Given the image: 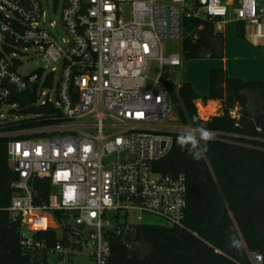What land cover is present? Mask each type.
<instances>
[{
  "label": "built area",
  "instance_id": "obj_1",
  "mask_svg": "<svg viewBox=\"0 0 264 264\" xmlns=\"http://www.w3.org/2000/svg\"><path fill=\"white\" fill-rule=\"evenodd\" d=\"M185 19L211 23L217 33L232 20L264 29V0H63L64 39L46 27L41 0H0V111L17 109L14 93L35 89L38 105L57 110L48 123L6 134L16 175L8 211L32 233L21 239L31 263L71 264L88 248L94 264H107L114 235L129 246L127 236L145 215L185 227L186 178L155 169L172 152L174 135L187 134L170 126L168 69L183 61L166 45L183 41ZM34 48L53 67L24 76L20 69ZM151 62L159 67L154 78ZM49 75L53 87L46 86ZM198 103L207 106L197 101L198 112ZM44 177L51 195L36 205L34 183ZM57 212L74 236L68 246L48 248L35 234L55 230L62 240ZM252 262L263 264V257L255 253Z\"/></svg>",
  "mask_w": 264,
  "mask_h": 264
},
{
  "label": "trees",
  "instance_id": "obj_2",
  "mask_svg": "<svg viewBox=\"0 0 264 264\" xmlns=\"http://www.w3.org/2000/svg\"><path fill=\"white\" fill-rule=\"evenodd\" d=\"M238 37L246 38L243 23L238 25ZM256 50L264 58V52ZM182 54L185 62L223 58V33H217L211 23L185 19ZM53 84L54 77L49 75L46 86ZM167 88L181 124L193 130L207 128L217 138L207 143L203 158L195 161L177 143L186 134L177 133L172 152L155 165L158 173L186 178L185 227H169L165 223L135 225L127 236L129 246L122 237L114 235L107 264H253L250 255L255 253L263 257L264 264V82L229 78L223 70L213 69L208 96L199 97L187 81L179 87L169 81ZM247 92L256 99L257 109L254 114L246 110L234 118L231 113L238 103L247 107ZM200 99L205 105L210 101L226 102L223 114L211 120L201 119L196 106ZM38 100L36 89L14 93L10 104L17 105V109L10 113L19 119L0 124V264H40L31 263L21 244V223L13 222L8 211L16 175L8 163L11 138L6 136L48 123L56 116L52 104L38 105ZM34 190L36 205L48 203L49 178L37 179ZM55 219L63 233L62 240L55 230L35 235L46 239L48 248L59 241L70 245L68 239L74 236L73 232L60 213H55ZM136 242L147 244L149 253L141 257L131 247Z\"/></svg>",
  "mask_w": 264,
  "mask_h": 264
},
{
  "label": "rangeland",
  "instance_id": "obj_3",
  "mask_svg": "<svg viewBox=\"0 0 264 264\" xmlns=\"http://www.w3.org/2000/svg\"><path fill=\"white\" fill-rule=\"evenodd\" d=\"M44 10L47 13V28L51 31H58L61 39H64L66 37V34L63 31V28L60 24V18H61V5L63 3V0H57L60 2V7H58V9L56 11L53 10V3L55 0H41ZM56 23V29L51 28V26L49 25V23ZM261 29L263 28L262 26L260 27ZM167 48L170 52H174V53H178L180 55H182V61H183V66L181 68H174V69H168L169 72L168 74L172 77L173 82L175 83V85L177 87L181 86L184 81H186V68L185 66L190 62V63H194L193 65V69H192V74L193 76H199L200 74H202L204 68L207 66L208 63L212 62V61H216L213 58H202V59H195V60H191L188 62H185L184 56L182 54V41H178V42H169L166 44ZM261 46H263V44H261ZM255 51H258L255 49ZM30 55L29 57L25 60L23 67L20 69V72L22 75L26 76V75H30L32 73L38 72L39 70H45L46 72H50L51 68L53 67V65L48 66V64L46 63L45 59H44V55L40 53V50L37 48L31 49L29 51ZM259 54V52H258ZM260 55V54H259ZM260 57L263 58L262 55H260ZM158 64L156 62H151L150 65V76L152 78L156 77L157 73H158ZM210 72V71H209ZM55 88V87H54ZM46 93H50L51 95H54L55 91L53 90H49L48 88L45 89ZM247 94V98H248V105L247 107L244 109L239 103L235 106V108L232 110V113H234L236 115V117H238L239 115H242L244 113V111L248 110L250 113L254 114V111L257 109V103H256V99H254V97L250 94V93H246ZM199 97H202L199 95ZM226 102H209L207 104L206 107H203L202 105H200V103H198V107H199V116L204 119V120H211L214 117H218L221 116L223 114V110L225 107ZM10 107L6 106L4 107V109L2 111H0V119L1 120H11V119H19L16 118L14 115H12L10 113ZM202 110H205L206 114L202 113ZM1 115H3L4 117L2 118ZM170 126H173L176 130H181L183 129V132L185 133H189L190 131H192L193 129H191L190 127H186L184 125L181 124L177 114L175 113L174 119L170 122ZM187 129V131H186ZM213 138H216V136L213 134ZM113 160V158L110 159V161ZM142 224H147V225H162L163 221L155 216H150V215H145L144 219L142 221ZM22 233L26 236H32V233L29 231V228H24ZM60 234V232H59ZM132 249H135L139 252V254L141 255V257H144L145 255H147L150 251V247L145 244V243H134L133 245H131ZM91 252V249L85 248L83 250V253L85 254H89ZM250 257L252 258V254L250 255Z\"/></svg>",
  "mask_w": 264,
  "mask_h": 264
},
{
  "label": "crops",
  "instance_id": "obj_4",
  "mask_svg": "<svg viewBox=\"0 0 264 264\" xmlns=\"http://www.w3.org/2000/svg\"><path fill=\"white\" fill-rule=\"evenodd\" d=\"M232 20L226 24L223 32L224 55L207 64L202 74L193 76L194 63H188L186 81L190 83L196 94L202 97L210 93V72L220 69L229 78L241 79L245 82H264V58L260 57L255 49L263 51L261 44L264 40V29L255 26H246V38L238 37V25ZM210 71V72H209ZM201 97V98H202ZM198 101H202L201 99ZM215 102V101H210ZM205 111V110H203ZM71 264H94L89 254L81 253L72 257Z\"/></svg>",
  "mask_w": 264,
  "mask_h": 264
},
{
  "label": "clouds",
  "instance_id": "obj_5",
  "mask_svg": "<svg viewBox=\"0 0 264 264\" xmlns=\"http://www.w3.org/2000/svg\"><path fill=\"white\" fill-rule=\"evenodd\" d=\"M213 139V133L204 127H197L186 135L178 138L177 143L184 148L191 158L199 161L207 151V143ZM201 144L205 147L201 148Z\"/></svg>",
  "mask_w": 264,
  "mask_h": 264
},
{
  "label": "water",
  "instance_id": "obj_6",
  "mask_svg": "<svg viewBox=\"0 0 264 264\" xmlns=\"http://www.w3.org/2000/svg\"><path fill=\"white\" fill-rule=\"evenodd\" d=\"M36 86H37V85H34L32 89H35Z\"/></svg>",
  "mask_w": 264,
  "mask_h": 264
},
{
  "label": "bare ground",
  "instance_id": "obj_7",
  "mask_svg": "<svg viewBox=\"0 0 264 264\" xmlns=\"http://www.w3.org/2000/svg\"><path fill=\"white\" fill-rule=\"evenodd\" d=\"M205 112H206V111H203L202 113L206 114Z\"/></svg>",
  "mask_w": 264,
  "mask_h": 264
}]
</instances>
